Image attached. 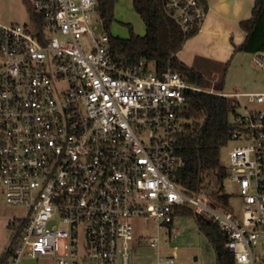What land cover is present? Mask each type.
<instances>
[{
    "label": "built area",
    "instance_id": "2783aa9c",
    "mask_svg": "<svg viewBox=\"0 0 264 264\" xmlns=\"http://www.w3.org/2000/svg\"><path fill=\"white\" fill-rule=\"evenodd\" d=\"M161 2L183 34L206 15L203 0ZM29 5L35 20L0 23V207L23 210L8 218L21 230L6 264H131V221L152 218L157 230H171L183 206L218 224L234 264H264V111L249 108L264 103V92L216 93L127 63L110 50L96 0ZM252 62L264 73V51ZM189 92L238 103L230 141L247 144L228 153L223 189L241 199V218L175 180L183 163L174 137L185 128ZM148 244L158 248L159 239Z\"/></svg>",
    "mask_w": 264,
    "mask_h": 264
},
{
    "label": "trees",
    "instance_id": "16d2710c",
    "mask_svg": "<svg viewBox=\"0 0 264 264\" xmlns=\"http://www.w3.org/2000/svg\"><path fill=\"white\" fill-rule=\"evenodd\" d=\"M132 8L145 27L143 36L129 30L127 38L111 35L115 22L114 10L118 0H96L97 14L104 33L108 36L112 53L125 59L129 64L144 61L155 74L168 70L178 73L188 84L204 89L206 81L197 70L181 63L176 55L186 40L198 32L197 29L183 34L177 24L165 13L161 0H131ZM28 16L35 20L30 5L22 0ZM246 33L244 42L234 46V52L255 54L264 51V0H255L251 18L240 23ZM222 92V82L219 84ZM238 107L234 98L220 97L205 92H189L180 116L185 122L183 132L174 137L175 153L183 166L174 177L181 191L187 195L204 194L209 201L220 208L229 207L230 196L224 193L223 183L228 169L220 164V150L231 140L237 131L231 117ZM178 216L192 217L200 232L212 246L216 264H234V257L225 248L226 237L217 223L207 221L188 207L177 209L173 223ZM173 223L170 227L173 226ZM12 228L9 246L0 256V264H6L13 254L20 235V228Z\"/></svg>",
    "mask_w": 264,
    "mask_h": 264
},
{
    "label": "rangeland",
    "instance_id": "374dc122",
    "mask_svg": "<svg viewBox=\"0 0 264 264\" xmlns=\"http://www.w3.org/2000/svg\"><path fill=\"white\" fill-rule=\"evenodd\" d=\"M29 4L30 0H24ZM115 22L111 26L110 33L114 37L127 38L129 30L126 24H129L133 32L139 36H143L145 28L136 12L131 8L130 0H118L114 10ZM3 17L10 18L6 21ZM95 17L97 15L95 14ZM28 13L22 0H0V23H27ZM99 31L101 26H98ZM86 49V43L83 45ZM253 70L259 73L264 81V73L261 72L253 63ZM206 84L204 90L214 92L220 91V83L218 80L211 78L209 75L204 77ZM241 79V78H240ZM233 71V64L230 67L228 75L224 80L222 91L224 93H233V91L248 92V89H240L236 87L242 82ZM264 92V85L261 90ZM244 103L245 99L243 100ZM256 110L264 111V103L249 106ZM247 142L239 140L229 141V143L220 150V164L226 168L229 167L228 153L237 146L245 145ZM225 192L229 191L227 186L224 187ZM230 210L241 218L243 213V204L238 196H231L229 200ZM23 216V210L18 208H10L6 206L0 207V256L4 253L10 243L12 228L8 227V218ZM135 232V241L132 249L131 264H157L165 260L168 256L175 257V264H216L215 253L207 239L200 232L195 220L190 216H178L174 220L172 229L164 228L157 230V224L152 218H135L132 221ZM174 229H178V233L174 235ZM152 238L159 239L158 248H150L149 240ZM38 264H53L51 261L38 260Z\"/></svg>",
    "mask_w": 264,
    "mask_h": 264
},
{
    "label": "crops",
    "instance_id": "0c3cea01",
    "mask_svg": "<svg viewBox=\"0 0 264 264\" xmlns=\"http://www.w3.org/2000/svg\"><path fill=\"white\" fill-rule=\"evenodd\" d=\"M203 1L207 9L205 18L198 32L185 41L176 55L177 59L188 68L197 70L203 77L207 74L221 81L222 86L233 64L234 73L242 79L236 87L248 89L246 93H262L264 81L253 70L252 55L234 52V46L241 45L245 40L246 33L240 28V23L251 18L255 0ZM130 5L132 8L131 0ZM3 19L10 20L6 17ZM17 264H38V260L24 259Z\"/></svg>",
    "mask_w": 264,
    "mask_h": 264
}]
</instances>
